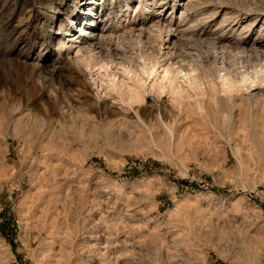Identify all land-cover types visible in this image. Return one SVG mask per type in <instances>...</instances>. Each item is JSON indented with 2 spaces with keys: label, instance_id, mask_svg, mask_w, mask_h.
Returning <instances> with one entry per match:
<instances>
[{
  "label": "rangeland",
  "instance_id": "rangeland-1",
  "mask_svg": "<svg viewBox=\"0 0 264 264\" xmlns=\"http://www.w3.org/2000/svg\"><path fill=\"white\" fill-rule=\"evenodd\" d=\"M88 1L0 0V264H264V171L240 170L239 129L227 134L222 122L197 117L204 86L183 73L161 78L181 58L230 68L227 54L197 40L236 38L242 27L253 40L264 31V0H197L194 10L183 8L191 0H131L151 13L133 9L127 19L111 10L123 0H103L115 60L138 61L142 44L164 64L137 77L113 65L107 79L58 42L67 40L60 24L79 28ZM156 20L171 21L160 39L148 32ZM129 24L142 31L138 47L136 37L115 41ZM214 89L235 110L256 93ZM161 116L174 122L176 153L166 149Z\"/></svg>",
  "mask_w": 264,
  "mask_h": 264
},
{
  "label": "bare ground",
  "instance_id": "bare-ground-1",
  "mask_svg": "<svg viewBox=\"0 0 264 264\" xmlns=\"http://www.w3.org/2000/svg\"><path fill=\"white\" fill-rule=\"evenodd\" d=\"M99 1H101L100 4ZM194 1L197 0H191L187 4L183 5L184 10L198 9L202 5V3L201 4L194 3ZM102 2L103 0L88 1V4L86 5L87 7L86 9L88 10V13L86 15L89 16L86 18L85 17L86 15L85 14L83 15L82 13L83 16L78 17V23L80 26L79 28L77 26L73 27L74 31H69L67 29V26H62V24H60L59 30L61 31V33L64 32L63 36L67 40L65 42L61 40L60 37L58 39L59 46L60 47L62 46L64 48H67L70 45L74 46L76 50L75 53L76 56L73 61L75 62V64L77 65L79 62V64L83 65L84 68L88 70L90 73L92 72H96L97 74L99 73L100 79L103 77L105 79H107V77L108 78L111 77V73L108 72V69H110L109 67H111L112 69L113 65L120 66L121 68L118 70H121L122 74L123 73L131 74V75L133 74V77L142 76L144 74L152 75L153 73L152 71H155L154 69L157 66H160L159 59L152 58L150 55H148L149 53L148 54L146 53V51L143 52L144 47L142 44L140 50L143 53L140 52L141 55L139 56L140 58L138 57V61L132 60L130 62H125V61L123 62L122 61L123 59L115 60V57L118 56L117 49L116 48H114V50L112 49V46H114V44L112 45L111 39H109L110 37L109 38L106 37L107 34L113 33L111 30V26L107 27V25L110 24L111 22L110 21L111 14L107 15L105 12L106 5H104V3H106L107 1H104L103 3ZM130 2L132 1L123 0L117 4V7L115 6L114 7L112 6L113 8L111 7V10L115 9L114 11L115 18L118 16V14H122V18L127 19L129 15V11H132L133 9H134V14L137 11L139 15L149 14L148 12L150 11L148 10L150 7L148 6L147 3L141 4L139 2L137 7L134 6L131 7L130 4L132 3ZM153 4L154 3L152 2V5ZM49 8L52 9L51 4ZM53 18L54 15H51L52 20ZM156 21H157L156 23L152 22L153 25L148 29V32L149 34L158 33L157 36L160 39L162 32H165L168 35L169 32L171 31V23H170L171 21H168V23L164 26L160 25V22L158 20ZM178 22L179 23L185 22L183 12H181ZM224 23H226L225 17L220 21L219 25L222 26V24ZM185 29L180 31L184 32ZM246 29H248V27H242L236 38L225 37L224 39H220V37H217L211 40L208 39V41H204L205 39L202 41H198L201 40L202 38L197 36L199 37L197 40V44H199L200 47L206 46L207 47L206 49H209V52H214L216 55L218 52H220L223 56L227 54L229 56V59L230 58L232 59L230 68L223 65V63L222 65H220V67H217L215 62L216 60L211 62L212 66L205 67L202 61H200L201 59L196 61L195 63V61H193L194 59L192 61H187L181 58L180 56H178L181 59H180V63L177 64L183 65L185 63L186 67L181 65L175 66L176 63L175 64L169 63L166 67L163 68L161 78L163 80L169 74L176 77L177 75L183 73L185 78H188V80L190 81L192 80L195 81L199 87L204 86L205 91L204 93H202V96L205 95L206 100H203L201 102L199 101L198 103H196L195 110H193L196 113L197 117L198 115H201L203 119H205L210 125L213 126L217 124L219 125L220 122H222L223 123L222 126H224L225 131L228 132L227 134H229L233 128H235L236 131L239 129V131L242 133L241 136H239L238 138H240V141L242 142L241 145H244L243 143H245L246 146V148L244 147L246 153L244 151L241 152V153L244 152L243 155H245V159L242 158L243 156L242 157L237 156L239 163L238 166L240 170L242 172L245 171L263 172L264 171V31H261V29H259L260 31L257 33V35H255V38L253 40L247 41L241 37ZM123 30H124L122 31L123 36L122 37L120 35L118 37L116 36L115 41L118 40L120 41V39H124L127 36L132 39L136 37L135 40L137 41L134 42V46L138 47L141 43L140 40V36L142 34L141 29L140 28L137 29V25L129 24ZM190 30L193 29L188 27L189 32ZM75 36L77 37L75 38ZM210 37L211 36H209V38ZM226 39H228V42L226 41ZM225 41L226 43L223 44ZM173 42H172V46H174ZM117 44L115 46H118ZM104 48H106L108 54L106 53V50ZM103 49L108 56H105L106 54L104 53ZM209 52H207V54ZM213 57L216 58L215 55ZM39 58L37 57L33 64L34 68L36 69L40 68ZM215 80L217 82L219 81L218 82L219 84L215 83ZM102 81L103 83L107 82V80H103V79ZM216 84L218 85L219 88H221L222 93L233 92L234 88L236 89L243 88L246 89L247 91L251 90L252 88H255L254 91L256 93L246 97L247 98L246 105L243 109L235 110L234 106L229 103L230 101L227 100L228 103L227 102L222 103L218 98H214L216 96V95L214 96L215 93L214 88L215 86H217ZM50 92H53V96L55 98L57 89L52 87L50 89ZM132 97L133 96L131 95V98ZM63 99L60 102V107L58 108V110L61 116H64L63 120H65V117L69 113L68 107L70 106L66 101V99L64 100ZM209 112H211L214 116L212 117V114H210ZM220 116L223 118V120L221 121H220ZM161 117H162L161 120H163L164 116ZM66 122L67 121H63L62 123H66ZM73 122H75V120ZM168 122L166 121V123L164 122L163 124L164 127L163 131L165 130L164 136L166 139L165 144L167 145L166 149L168 151L171 150L172 152L176 153L175 151H177L179 138H177L176 136L177 133H175L173 128L174 122L172 123V125L171 122L169 123ZM227 136L229 137V135ZM236 136L238 135H235V137ZM159 138H161V136Z\"/></svg>",
  "mask_w": 264,
  "mask_h": 264
}]
</instances>
